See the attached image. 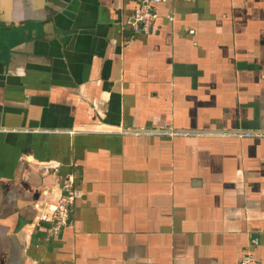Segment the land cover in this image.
Listing matches in <instances>:
<instances>
[{
    "label": "crops",
    "instance_id": "0c3cea01",
    "mask_svg": "<svg viewBox=\"0 0 264 264\" xmlns=\"http://www.w3.org/2000/svg\"><path fill=\"white\" fill-rule=\"evenodd\" d=\"M137 3L0 0V264L264 258V0Z\"/></svg>",
    "mask_w": 264,
    "mask_h": 264
},
{
    "label": "built area",
    "instance_id": "2783aa9c",
    "mask_svg": "<svg viewBox=\"0 0 264 264\" xmlns=\"http://www.w3.org/2000/svg\"><path fill=\"white\" fill-rule=\"evenodd\" d=\"M159 1L160 0H138L137 6L133 10L129 20V24L135 32L147 33L149 31L156 16L154 4ZM60 191V196L51 208L52 225L47 231L52 234H56L69 220L72 206L76 198V191L73 187L71 175H67L61 180ZM238 264H264V258L257 259L251 253H246L240 258Z\"/></svg>",
    "mask_w": 264,
    "mask_h": 264
},
{
    "label": "water",
    "instance_id": "95a60500",
    "mask_svg": "<svg viewBox=\"0 0 264 264\" xmlns=\"http://www.w3.org/2000/svg\"><path fill=\"white\" fill-rule=\"evenodd\" d=\"M1 24V23H0Z\"/></svg>",
    "mask_w": 264,
    "mask_h": 264
}]
</instances>
